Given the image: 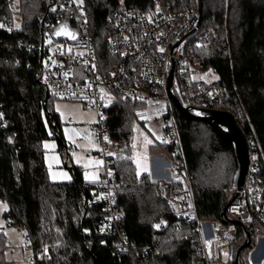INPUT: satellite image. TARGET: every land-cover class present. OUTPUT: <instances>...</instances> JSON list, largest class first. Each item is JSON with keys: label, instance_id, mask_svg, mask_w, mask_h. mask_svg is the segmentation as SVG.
I'll return each mask as SVG.
<instances>
[{"label": "trees", "instance_id": "16d2710c", "mask_svg": "<svg viewBox=\"0 0 264 264\" xmlns=\"http://www.w3.org/2000/svg\"><path fill=\"white\" fill-rule=\"evenodd\" d=\"M83 2L99 70L103 75L117 71L122 59L108 47L116 33L115 19L124 11L152 13L157 0ZM201 2L203 22L216 39L195 47V65L198 72L211 70L217 75L213 83L226 92L222 109L234 114L246 141L254 138V131L262 150L256 161L257 174L264 182V0ZM165 3L178 11H191L199 5L198 0ZM63 5V0H0V199L8 205L3 218L29 237L26 245L33 253L40 247L48 252L49 258L43 256L30 264H191L192 255L201 248V237L196 223L177 216L170 206L169 189L176 184L139 175L131 158L134 127L147 104L116 95L106 110L109 136L128 142L124 152L107 158L115 173L111 180L116 198L113 208L120 215L112 235L99 233L108 215L104 205L93 202L99 181H85L75 166L71 182L49 179L43 141L55 139L58 151L67 157L70 148L53 108L56 98L46 100L42 79L44 58L51 48L48 39L62 43L54 16ZM172 113L198 219L220 220L236 228L237 237L227 247L228 260L222 264H233L231 256L238 257L239 264H251L250 252L258 236L264 235V225L223 217L234 195L238 170L233 144L210 123L185 116L175 103ZM151 149L174 160L170 146L156 142ZM248 232L251 245L241 249ZM7 246V237L0 230V264H6Z\"/></svg>", "mask_w": 264, "mask_h": 264}, {"label": "built area", "instance_id": "2783aa9c", "mask_svg": "<svg viewBox=\"0 0 264 264\" xmlns=\"http://www.w3.org/2000/svg\"><path fill=\"white\" fill-rule=\"evenodd\" d=\"M63 9H57L55 20L58 30H65L59 49L52 50L44 58L42 79L50 97L60 100H77L96 111L97 121L91 124L102 153L124 152L128 142L113 140L106 128V110L116 95L147 105L164 102L168 125L164 129L161 144L170 146L174 160L170 164V206L177 216L194 222L201 237V248L192 255L191 264H222L221 251L237 237L233 225L220 220L201 222L195 210L191 176L188 171L176 118L172 113L176 97L192 111L223 110L226 98L223 86L205 83L195 65V47L215 41L208 24L200 18L198 7L191 11H178L157 0L154 12L140 10L124 11L114 21L116 33L108 47L120 55L122 65L117 71L103 75L98 66V57L93 39L88 32L83 0H63ZM80 26V31L78 27ZM172 85L169 88V78ZM253 130V127H251ZM247 141L251 160L246 180L234 195L227 208V218L242 223L254 220L264 225V182L257 174L256 161L261 146L254 139ZM69 148L68 151H70ZM105 158L99 188L93 202L104 205L108 215L102 221L99 233L110 236L115 231L120 215L114 211L115 187L111 184L115 173ZM112 170V175L109 174ZM207 223H210L209 226ZM27 243L29 237H26ZM125 251L124 245L119 246ZM264 251V249L262 250ZM49 258L44 247L36 249L31 262L41 257Z\"/></svg>", "mask_w": 264, "mask_h": 264}, {"label": "rangeland", "instance_id": "374dc122", "mask_svg": "<svg viewBox=\"0 0 264 264\" xmlns=\"http://www.w3.org/2000/svg\"><path fill=\"white\" fill-rule=\"evenodd\" d=\"M17 26L19 25L17 24ZM47 44L51 45L52 50H57L61 46V43H54L51 38L48 39ZM195 78H201L205 83H213L218 77L211 70H199V74ZM53 108L60 117L63 136L71 150L67 157L58 151L55 139L43 141L42 147L45 152V164L50 181L71 182L74 179L71 168L74 166L81 170L85 181L91 183L100 181L104 171L105 158L115 156L116 153L112 151L102 153L101 151L100 142L91 125L97 121L96 111L91 107L84 106L80 101L60 99H53ZM166 116L167 110L164 102L149 104L141 112L139 122L135 124L130 153L139 175L145 173L144 170L151 166L152 158L156 155V152L151 149V145L161 141L164 129L168 125L164 118ZM108 175H112V170H109ZM7 209V203L0 199V230L5 233L8 243L5 255L6 264H30L33 250L26 245L27 241L22 232L17 227L5 222L3 213ZM258 237H264V235L260 234ZM227 249H222L221 263L228 260Z\"/></svg>", "mask_w": 264, "mask_h": 264}, {"label": "water", "instance_id": "95a60500", "mask_svg": "<svg viewBox=\"0 0 264 264\" xmlns=\"http://www.w3.org/2000/svg\"><path fill=\"white\" fill-rule=\"evenodd\" d=\"M198 10L200 18H202V2L198 0ZM57 35L63 37L65 35V30H57ZM172 85V75L169 78V88ZM50 98L48 91L46 92V100ZM176 107L187 117L196 120H202L210 123L215 130L220 134L222 138L233 144L237 161L238 170L234 177L233 188L240 189L247 176L251 154L247 145L246 138L236 122L235 116L232 112L226 110H197L192 111L188 106L182 104L176 97H173ZM223 217L227 218V208L223 211ZM240 222V221H239ZM251 233H247V242L242 246L244 249L251 245ZM233 264H239L238 257L233 259L230 257Z\"/></svg>", "mask_w": 264, "mask_h": 264}, {"label": "crops", "instance_id": "0c3cea01", "mask_svg": "<svg viewBox=\"0 0 264 264\" xmlns=\"http://www.w3.org/2000/svg\"><path fill=\"white\" fill-rule=\"evenodd\" d=\"M165 155L166 154L163 153H156V155H154L152 158L151 166L149 168H146V170H144L145 173L140 175L148 174L152 181L169 182L172 177L170 173L171 159L167 155V157ZM209 224L210 223H207L208 226ZM263 249L264 237H258L257 244L250 252L249 261L251 264H262L264 262V251H262Z\"/></svg>", "mask_w": 264, "mask_h": 264}]
</instances>
